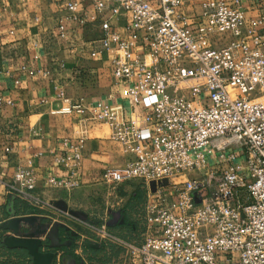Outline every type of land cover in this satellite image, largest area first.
<instances>
[{
	"label": "built area",
	"instance_id": "obj_1",
	"mask_svg": "<svg viewBox=\"0 0 264 264\" xmlns=\"http://www.w3.org/2000/svg\"><path fill=\"white\" fill-rule=\"evenodd\" d=\"M92 2L88 17L68 1L67 19L99 23L92 57L117 51L113 75L127 106L80 100L56 113L103 124L121 143L128 159L104 172L107 186L155 185L144 206L148 235L132 251L138 264H264V14L248 19L244 0H203L193 18L184 10L193 0ZM122 13L126 37L112 23ZM77 140L55 158L69 176H49V189L81 187L85 137ZM191 172L200 175L175 183ZM11 188L44 204L31 162L16 169ZM92 229L119 242L105 226Z\"/></svg>",
	"mask_w": 264,
	"mask_h": 264
},
{
	"label": "crops",
	"instance_id": "obj_2",
	"mask_svg": "<svg viewBox=\"0 0 264 264\" xmlns=\"http://www.w3.org/2000/svg\"><path fill=\"white\" fill-rule=\"evenodd\" d=\"M68 1L78 3L80 12L88 17L95 14L92 0H0V98L12 101L11 105L0 104V224L33 211L39 220L32 229L24 227V233H35L41 225L55 222L67 226L70 232L61 228L59 235L62 243L70 244L53 249L54 264H81L82 261L76 262L64 253L63 248L71 246L72 241L76 244V235L72 237L74 230L65 221L52 218L51 214L55 213L49 208L58 203L70 207L73 196V201L86 202L92 192L106 185L104 172L123 167L128 159L121 143L111 139L107 126L82 122L76 114L56 113L80 100L85 105L104 101L127 106L121 97L122 87L113 75L112 59L117 51H104L92 57L102 37L99 23L83 25L67 19ZM202 1L193 0L185 7L190 18L200 12ZM243 3L248 19L264 14V0L260 4L253 0ZM129 20V15L122 13L112 22L122 37L128 35ZM61 92L65 93L64 98L59 96ZM82 137H85L84 158L78 176L81 187L72 192L49 189V176H69L68 170L55 163V158L65 151L64 141L77 142ZM29 162L37 178L35 195L44 204L23 198L11 188L16 169L26 167ZM133 189L129 213L131 208L140 210L137 207L140 192ZM148 190L154 192L152 184L147 186L146 202ZM140 212L133 216L144 219V207ZM8 236L13 233L0 229V242L8 250L30 255L25 249L5 245L3 239ZM42 240L44 248L40 251L46 253L50 242L46 236ZM73 252L75 257L82 258L75 247Z\"/></svg>",
	"mask_w": 264,
	"mask_h": 264
},
{
	"label": "rangeland",
	"instance_id": "obj_3",
	"mask_svg": "<svg viewBox=\"0 0 264 264\" xmlns=\"http://www.w3.org/2000/svg\"><path fill=\"white\" fill-rule=\"evenodd\" d=\"M150 1L152 2L153 0ZM230 148L235 149L237 145H233ZM215 165L217 171L224 168L221 163ZM205 172L204 170L200 173ZM200 173L191 172L176 179L175 183L181 185L187 179L195 178ZM159 183L161 186H169L170 180L164 179ZM133 188L138 189L140 192V195H138L139 199L137 198L139 201L137 207L141 210L146 204L147 185L139 181L131 182L128 186L123 185L116 189L102 185L99 189L92 192L94 194L86 202L79 201V199L78 201H73V196L70 207L68 204H62L49 208L51 212L55 213L51 214L52 218L65 221L76 233V244H74V247L82 256L83 264H138L132 251L143 245L146 239L147 226L142 216L140 218L133 216L135 213L138 214L140 210L131 208L130 211L132 213L128 212L130 197L135 191ZM141 206L143 207L141 208ZM65 207L68 210L66 212L62 210ZM69 211H73L74 214L69 213ZM117 212H120L122 217H126L131 224L130 227L120 226L119 224L121 223L119 221L116 222L113 213ZM97 226H105L111 234L119 239V242H110L97 236L92 229V227ZM91 246H101L102 250L97 253L92 252L90 250ZM32 262V257L27 255V253H23L20 250L7 252L0 245V264H32Z\"/></svg>",
	"mask_w": 264,
	"mask_h": 264
},
{
	"label": "water",
	"instance_id": "obj_4",
	"mask_svg": "<svg viewBox=\"0 0 264 264\" xmlns=\"http://www.w3.org/2000/svg\"><path fill=\"white\" fill-rule=\"evenodd\" d=\"M152 189L155 191V185L152 184ZM198 204V203H197ZM62 203H58L56 206H60ZM62 209V208H61ZM64 212L68 211L67 208L62 209ZM69 213L74 214L73 211ZM77 214V213H75ZM116 222L120 219V223L124 224L125 219L120 212L113 213ZM38 217L31 211L28 215L23 217H13L0 224V229L11 231L13 236H8L3 239V243L9 248L25 249L32 257V264H54L56 255L54 253H42L40 249L44 246L42 237L46 236L50 242L49 248L56 249L61 248L70 243H62L59 231L61 228L70 232V229L64 224L55 222L53 225L43 224L35 233H24L22 229L24 227L34 228V224L38 221ZM72 237L76 233L71 232ZM73 264V263H71ZM83 264V263H81Z\"/></svg>",
	"mask_w": 264,
	"mask_h": 264
},
{
	"label": "trees",
	"instance_id": "obj_5",
	"mask_svg": "<svg viewBox=\"0 0 264 264\" xmlns=\"http://www.w3.org/2000/svg\"><path fill=\"white\" fill-rule=\"evenodd\" d=\"M124 217V219H125V222H124V224H119L120 226H127V227H130L131 226V224L127 221V219H126V217L125 216H123ZM76 240V239H75ZM0 245H1V247L3 248V249H5V250H7V252H15V251H11V250H8L1 242H0ZM73 249H74V244H73V241H72V243H71V246H68V247H65V248H63V251H64V253H66L72 260L74 259V260H76V262H81V261H83V259L81 258V257H75V254H74V252H73ZM90 250L92 251V252H95V253H97V252H100L101 250H102V248H101V246H95V247H93V246H91L90 247ZM23 253H24V251H23Z\"/></svg>",
	"mask_w": 264,
	"mask_h": 264
},
{
	"label": "flooded vegetation",
	"instance_id": "obj_6",
	"mask_svg": "<svg viewBox=\"0 0 264 264\" xmlns=\"http://www.w3.org/2000/svg\"><path fill=\"white\" fill-rule=\"evenodd\" d=\"M118 221L120 222V219H119ZM70 239H71V238H70ZM72 240H73V238H72ZM74 240H75V238H74ZM43 248H44V247H43ZM45 249H46V248H45ZM53 251H54L53 249H48L47 252H46V251H45V252H46V253H52Z\"/></svg>",
	"mask_w": 264,
	"mask_h": 264
}]
</instances>
